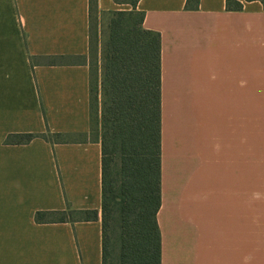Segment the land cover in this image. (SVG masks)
<instances>
[{"label": "crops", "instance_id": "crops-1", "mask_svg": "<svg viewBox=\"0 0 264 264\" xmlns=\"http://www.w3.org/2000/svg\"><path fill=\"white\" fill-rule=\"evenodd\" d=\"M237 1L240 9L225 0H199L196 9L185 0L136 3L142 26L160 34L161 264H264V200L251 201L264 3ZM88 6L0 0V264H101ZM131 8L96 0L97 17ZM28 132L47 139L4 141ZM69 209L97 217L34 220L36 211Z\"/></svg>", "mask_w": 264, "mask_h": 264}, {"label": "trees", "instance_id": "trees-1", "mask_svg": "<svg viewBox=\"0 0 264 264\" xmlns=\"http://www.w3.org/2000/svg\"><path fill=\"white\" fill-rule=\"evenodd\" d=\"M108 11L100 75L101 264H161V237L156 218L161 202L160 34L142 26L144 12ZM199 0H185L196 9ZM264 3V0H260ZM227 8L242 2L225 0ZM90 26L97 17L89 0ZM91 49V33H90ZM90 120L98 111L96 75L90 68ZM44 133L9 134L6 143H24ZM46 215L53 218L44 219ZM67 215L69 217H67ZM96 210L36 211V222L90 220Z\"/></svg>", "mask_w": 264, "mask_h": 264}, {"label": "rangeland", "instance_id": "rangeland-1", "mask_svg": "<svg viewBox=\"0 0 264 264\" xmlns=\"http://www.w3.org/2000/svg\"><path fill=\"white\" fill-rule=\"evenodd\" d=\"M111 14L106 13L99 17H94L91 26V50L88 55V63L94 77L97 80L98 111L94 112V128L100 131L99 123V105L101 98L100 75L103 57L104 43L107 39L108 26L107 22ZM94 130V131H95ZM264 98L251 99V201L257 202L264 200ZM262 185V192L260 186ZM44 219L53 218V215H46Z\"/></svg>", "mask_w": 264, "mask_h": 264}]
</instances>
